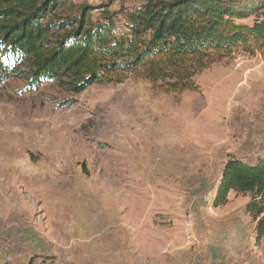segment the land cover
I'll use <instances>...</instances> for the list:
<instances>
[{
    "label": "rangeland",
    "instance_id": "obj_1",
    "mask_svg": "<svg viewBox=\"0 0 264 264\" xmlns=\"http://www.w3.org/2000/svg\"><path fill=\"white\" fill-rule=\"evenodd\" d=\"M71 1L102 5L119 29L139 4ZM194 83L167 91L126 73L71 94L6 78L0 264H264L243 196L203 198L228 158L264 157V51L235 50Z\"/></svg>",
    "mask_w": 264,
    "mask_h": 264
},
{
    "label": "trees",
    "instance_id": "obj_2",
    "mask_svg": "<svg viewBox=\"0 0 264 264\" xmlns=\"http://www.w3.org/2000/svg\"><path fill=\"white\" fill-rule=\"evenodd\" d=\"M121 29L102 5L71 0H0V84L9 77L54 82L71 94L133 73L167 91L195 86L209 63L243 50L264 51V0H138ZM99 10L96 20L93 9ZM252 17L251 23L241 20ZM73 102L72 99L69 103ZM248 196L246 213L264 235V157L228 158L213 205Z\"/></svg>",
    "mask_w": 264,
    "mask_h": 264
},
{
    "label": "built area",
    "instance_id": "obj_3",
    "mask_svg": "<svg viewBox=\"0 0 264 264\" xmlns=\"http://www.w3.org/2000/svg\"><path fill=\"white\" fill-rule=\"evenodd\" d=\"M214 193L212 192H208L205 195H203L204 200L207 203H213V199H214ZM254 236V235H253ZM200 259L198 260L201 264H216L214 262L211 261H206L202 256L199 257Z\"/></svg>",
    "mask_w": 264,
    "mask_h": 264
},
{
    "label": "crops",
    "instance_id": "obj_4",
    "mask_svg": "<svg viewBox=\"0 0 264 264\" xmlns=\"http://www.w3.org/2000/svg\"><path fill=\"white\" fill-rule=\"evenodd\" d=\"M233 191H230L229 192V194H228V200H230V195H231V193H232ZM234 193V192H233ZM240 196H243V198H244V212H245V214L248 216V217H250L247 213H246V211H245V204L247 203V201H248V196L247 195H242V194H240ZM227 203V202H226ZM255 224V222L253 223V225Z\"/></svg>",
    "mask_w": 264,
    "mask_h": 264
}]
</instances>
